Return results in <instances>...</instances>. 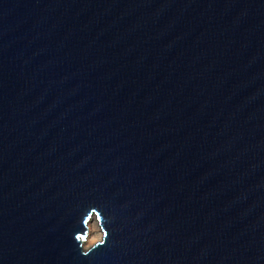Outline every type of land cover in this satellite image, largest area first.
<instances>
[{
	"label": "water",
	"instance_id": "95a60500",
	"mask_svg": "<svg viewBox=\"0 0 264 264\" xmlns=\"http://www.w3.org/2000/svg\"><path fill=\"white\" fill-rule=\"evenodd\" d=\"M0 264H264V0H0Z\"/></svg>",
	"mask_w": 264,
	"mask_h": 264
},
{
	"label": "bare ground",
	"instance_id": "6f19581e",
	"mask_svg": "<svg viewBox=\"0 0 264 264\" xmlns=\"http://www.w3.org/2000/svg\"><path fill=\"white\" fill-rule=\"evenodd\" d=\"M99 229L96 225L88 227V236L86 238V244H95L97 239H100V233L98 237Z\"/></svg>",
	"mask_w": 264,
	"mask_h": 264
},
{
	"label": "clouds",
	"instance_id": "9594fccd",
	"mask_svg": "<svg viewBox=\"0 0 264 264\" xmlns=\"http://www.w3.org/2000/svg\"><path fill=\"white\" fill-rule=\"evenodd\" d=\"M106 236H107V233L105 234L104 239L101 240V242H100V244H99L98 246H103V245L106 243ZM74 239H75V242H77V244H78V246H79V249H80V251H81L83 254H88V253L90 252V251H85V250H84L83 246H82L81 243L79 242V239H78V237H77V234L75 235ZM95 248H96V247H95ZM95 248H93V249H95ZM93 249H92V250H93Z\"/></svg>",
	"mask_w": 264,
	"mask_h": 264
},
{
	"label": "rangeland",
	"instance_id": "374dc122",
	"mask_svg": "<svg viewBox=\"0 0 264 264\" xmlns=\"http://www.w3.org/2000/svg\"><path fill=\"white\" fill-rule=\"evenodd\" d=\"M89 226H94V225H93V224H92V225H88V227H89ZM99 233H100V232H99ZM99 233H98V237H99ZM98 240H99V238L97 239L96 242H98ZM96 242H95V243H96ZM92 245H93V244H92ZM88 246H91V244H88V243H87V244H86V247H88Z\"/></svg>",
	"mask_w": 264,
	"mask_h": 264
}]
</instances>
